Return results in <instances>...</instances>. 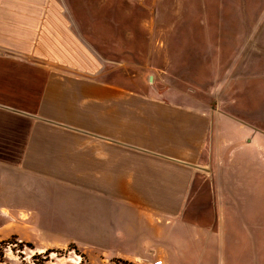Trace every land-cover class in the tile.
Returning <instances> with one entry per match:
<instances>
[{
	"label": "crops",
	"instance_id": "crops-1",
	"mask_svg": "<svg viewBox=\"0 0 264 264\" xmlns=\"http://www.w3.org/2000/svg\"><path fill=\"white\" fill-rule=\"evenodd\" d=\"M109 2L0 0L4 208L86 248L120 243L127 263L264 264V129L120 92L52 57L53 40H83L72 7Z\"/></svg>",
	"mask_w": 264,
	"mask_h": 264
},
{
	"label": "rangeland",
	"instance_id": "rangeland-1",
	"mask_svg": "<svg viewBox=\"0 0 264 264\" xmlns=\"http://www.w3.org/2000/svg\"><path fill=\"white\" fill-rule=\"evenodd\" d=\"M109 3L71 8L73 30L84 41L53 40L61 43L56 61L117 84L120 92L232 115L264 129V0ZM98 18L108 20L92 22ZM4 206L0 199V264H133L117 257L120 243L86 248L64 225Z\"/></svg>",
	"mask_w": 264,
	"mask_h": 264
},
{
	"label": "built area",
	"instance_id": "built-area-1",
	"mask_svg": "<svg viewBox=\"0 0 264 264\" xmlns=\"http://www.w3.org/2000/svg\"><path fill=\"white\" fill-rule=\"evenodd\" d=\"M154 264H162V262L161 261H156V262H154Z\"/></svg>",
	"mask_w": 264,
	"mask_h": 264
},
{
	"label": "water",
	"instance_id": "water-1",
	"mask_svg": "<svg viewBox=\"0 0 264 264\" xmlns=\"http://www.w3.org/2000/svg\"><path fill=\"white\" fill-rule=\"evenodd\" d=\"M151 80V79H150Z\"/></svg>",
	"mask_w": 264,
	"mask_h": 264
}]
</instances>
